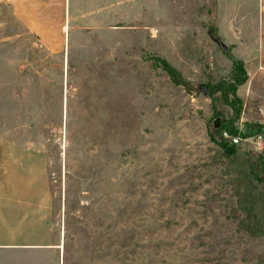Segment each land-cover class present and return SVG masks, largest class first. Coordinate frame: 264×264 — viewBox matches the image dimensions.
I'll return each mask as SVG.
<instances>
[{"label":"rangeland","instance_id":"1","mask_svg":"<svg viewBox=\"0 0 264 264\" xmlns=\"http://www.w3.org/2000/svg\"><path fill=\"white\" fill-rule=\"evenodd\" d=\"M100 7L43 45L0 2V220L61 243L21 264H264V0Z\"/></svg>","mask_w":264,"mask_h":264},{"label":"crops","instance_id":"2","mask_svg":"<svg viewBox=\"0 0 264 264\" xmlns=\"http://www.w3.org/2000/svg\"><path fill=\"white\" fill-rule=\"evenodd\" d=\"M7 5L15 20L28 32L38 37L41 44L47 45V34L45 32L48 22L53 29L63 26L68 29L70 17L74 18L77 11L84 6L101 5V17L115 18L117 6L123 4V0H0ZM73 13V14H72ZM112 14V15H111ZM6 199L0 196V214L4 213ZM21 230L9 231L0 220V264H21V261L28 262L32 256H22L21 253L29 249L42 250L44 254L50 255L55 248H61L59 239L57 242H31L21 237ZM12 235L18 236L13 238ZM25 254V253H24ZM62 263L57 258V264Z\"/></svg>","mask_w":264,"mask_h":264},{"label":"trees","instance_id":"3","mask_svg":"<svg viewBox=\"0 0 264 264\" xmlns=\"http://www.w3.org/2000/svg\"><path fill=\"white\" fill-rule=\"evenodd\" d=\"M159 62H160L159 64L161 65L162 69L167 73L168 76H170L171 78H175L179 76V73L176 71V69L170 66L164 59H159ZM246 79H247V75L244 70V67L240 63H234L231 68L230 75L228 76V78L221 79L213 83L210 90L211 92L219 91L226 98L229 94H234L236 88L240 84H242ZM224 130H226V133L228 135H233L235 132V131H232V129H224ZM219 134L218 136H220ZM234 145H235L234 143L229 142L228 147L233 148ZM248 158H249L248 160H249L250 166L253 167V175L255 179L259 182H264V158L260 157L259 155L257 156V158H254V157H248ZM107 231H110V230H107ZM109 235L112 236L110 232H109ZM110 236L108 239H110ZM110 244H112L111 241H109V246ZM62 263H63V259H62Z\"/></svg>","mask_w":264,"mask_h":264},{"label":"water","instance_id":"4","mask_svg":"<svg viewBox=\"0 0 264 264\" xmlns=\"http://www.w3.org/2000/svg\"><path fill=\"white\" fill-rule=\"evenodd\" d=\"M217 41V40H216ZM220 46L223 48V49H226V46L223 44V43H220ZM197 88L200 89L201 93L203 95H206L207 94V85L204 84V83H198L197 84ZM217 125V122L215 121L214 122V126Z\"/></svg>","mask_w":264,"mask_h":264},{"label":"built area","instance_id":"5","mask_svg":"<svg viewBox=\"0 0 264 264\" xmlns=\"http://www.w3.org/2000/svg\"><path fill=\"white\" fill-rule=\"evenodd\" d=\"M223 134H225V133H223ZM227 135H228V134H227ZM229 138H230L229 140H230L231 143H235V144H236V143L238 142V138L235 137V136H231V137H229Z\"/></svg>","mask_w":264,"mask_h":264}]
</instances>
